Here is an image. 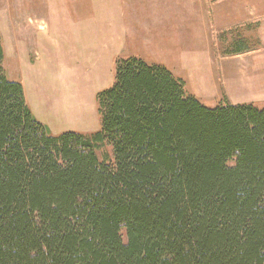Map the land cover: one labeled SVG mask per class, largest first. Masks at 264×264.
I'll return each instance as SVG.
<instances>
[{
	"label": "trees",
	"instance_id": "obj_1",
	"mask_svg": "<svg viewBox=\"0 0 264 264\" xmlns=\"http://www.w3.org/2000/svg\"><path fill=\"white\" fill-rule=\"evenodd\" d=\"M3 62L0 38V264H264V105L206 107L132 56L99 132L52 135Z\"/></svg>",
	"mask_w": 264,
	"mask_h": 264
},
{
	"label": "rangeland",
	"instance_id": "obj_2",
	"mask_svg": "<svg viewBox=\"0 0 264 264\" xmlns=\"http://www.w3.org/2000/svg\"><path fill=\"white\" fill-rule=\"evenodd\" d=\"M113 3L115 0H0L6 77L22 85L34 117L52 135H89L101 128L96 92L114 84L117 60L132 57L116 53L110 41L109 8ZM234 37L235 31H230L226 39ZM195 95L199 100L191 96L206 107L225 104L218 98V102L204 98L202 92ZM66 99L65 104L60 103ZM69 109L71 114H65ZM97 156L106 163L114 162L109 144L102 145Z\"/></svg>",
	"mask_w": 264,
	"mask_h": 264
},
{
	"label": "crops",
	"instance_id": "obj_3",
	"mask_svg": "<svg viewBox=\"0 0 264 264\" xmlns=\"http://www.w3.org/2000/svg\"><path fill=\"white\" fill-rule=\"evenodd\" d=\"M109 14L116 53L164 66L188 95L264 105V0H115Z\"/></svg>",
	"mask_w": 264,
	"mask_h": 264
}]
</instances>
